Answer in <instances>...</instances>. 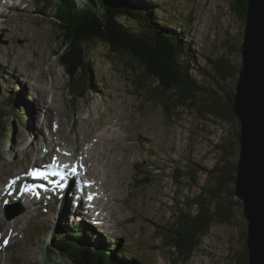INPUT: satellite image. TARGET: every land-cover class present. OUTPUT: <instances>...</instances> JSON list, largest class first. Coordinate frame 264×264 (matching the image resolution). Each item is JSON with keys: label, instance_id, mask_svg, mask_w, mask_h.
<instances>
[{"label": "rangeland", "instance_id": "rangeland-1", "mask_svg": "<svg viewBox=\"0 0 264 264\" xmlns=\"http://www.w3.org/2000/svg\"><path fill=\"white\" fill-rule=\"evenodd\" d=\"M148 2L164 27L173 34H180L182 30L184 32L182 38L192 43L196 64L192 63L191 68L197 70L195 68L200 67L210 74L190 72L197 85L204 90L202 93H196L186 106L174 110V116L170 119L166 117L160 100L155 99L158 93H163L164 87L160 86L161 82L146 79L138 66L135 72L125 67L123 58L113 59L117 64L112 65L107 57L108 48L101 43L95 44L93 50L89 49L87 52L86 57H90L91 62L89 72L87 74L78 72L77 75L78 82L81 85L85 83L88 89L83 92L78 90L82 95L76 90H71V84L74 83L69 81L62 65L64 63L60 59L65 50L63 38L53 26L56 21H51L55 20L52 17L54 11L51 14L39 15L31 0L23 2L0 0V110L8 107V110L14 111L19 107L18 114L21 116L15 118V115H8L9 117L2 120L8 124L9 129L0 135V169H9L12 162L17 163L14 171L23 169L25 165L27 168L29 163H36L41 159L42 153H45L44 138L50 131L56 133L60 127L56 121L48 126V119L41 112L43 109L41 102L32 98L31 87L46 85L48 88V84L56 80L58 84L54 83L52 87L57 88L54 92L57 94V106L62 112L60 143L64 148H68V151L72 149L70 142L76 144L80 134L91 135L95 128H99L100 133L103 132V127L98 124L100 120L97 110H113L116 115H122L120 121L126 123H123L124 131L130 135V139L122 140V145L125 146L115 159L117 178L112 179L117 191H120V197L116 201L102 203L100 211H97L108 217L106 221L110 223L106 225L110 226V230L97 229L93 222L90 223L95 227L88 224L106 240L110 242L115 240L123 246L125 264L131 259L141 264H242L237 258L246 248L244 234L247 233V222L243 216L242 204L234 208L230 222H215L211 226L189 261H183L170 245L169 239L164 235L159 236L155 230L157 226L169 224V221L172 223L176 209L183 207L181 203L202 192V187L207 186V176L219 160L221 154L219 146L234 140L235 133L239 132L240 125L237 120L215 117L201 110V107L209 102L211 92L221 98L220 102L225 99L226 91L234 94L238 73L231 77L227 76L228 79H222L218 77L214 68L217 62L223 61L233 70L240 69V49L245 20L234 8L232 0H148ZM84 3L81 0L76 1L81 8ZM124 23L133 26L130 22ZM137 75L144 83V90L147 89L148 92L150 88V96L153 97L151 100L146 99V92L136 93L137 89L133 84L137 82ZM31 78L35 79V82ZM216 80L220 82L222 89L215 84ZM15 93L14 100H10ZM7 98L10 105L4 106ZM31 98L39 108H42L40 113H35L36 117L35 114H31L32 111L35 112L32 110ZM191 103L194 105L190 107ZM89 115L96 118L95 121L92 120L89 125L84 124ZM105 115L101 114L102 118H105ZM31 117L34 118L31 120ZM78 119L80 126L83 123L81 131L75 129ZM35 125L38 128L33 131L31 127ZM62 133L67 140L63 138ZM108 140L105 139L103 144L109 145ZM81 148L85 150L87 147L82 145ZM22 149L26 152L32 150L35 155L40 150L41 154L38 158L35 157L36 161H33L31 156L29 163L21 164ZM55 152L56 148L51 151L52 159ZM74 155L79 158L81 153L79 151ZM55 156L60 159V156ZM237 158L238 155L235 162ZM147 178V183L144 184L143 179ZM176 179L182 183L176 184ZM7 182L9 183V180ZM103 187L106 188L104 185ZM0 189L3 190L1 187ZM104 195L112 198L113 193ZM98 201L100 203V199ZM93 202L97 204V200ZM67 203L72 206L78 217L80 214L73 202L69 200ZM81 205H84L82 201ZM38 207L44 211L42 205ZM46 207L47 204L44 208ZM55 210L48 208V215L42 216L46 224H52V228ZM1 212L0 210V216L3 217ZM23 215L24 218L32 217L31 213ZM58 216L59 214L56 217ZM45 223H41V219L35 221L28 234H24V240L20 231H25L20 228L18 236L22 240V245L18 244L19 240L10 238L11 232L4 233L3 235L10 238L11 244L19 245V248H16L19 252L0 253V264H39L36 260L37 249L39 251L45 248L47 238L59 229L58 227L51 230L50 227L52 234L46 236L44 234L49 233V229ZM41 225L45 226V231L47 230L45 233H42L41 229L44 227ZM4 246L5 243L0 241V252ZM51 264L71 263L56 255Z\"/></svg>", "mask_w": 264, "mask_h": 264}, {"label": "trees", "instance_id": "trees-1", "mask_svg": "<svg viewBox=\"0 0 264 264\" xmlns=\"http://www.w3.org/2000/svg\"><path fill=\"white\" fill-rule=\"evenodd\" d=\"M81 2H85L82 8L75 0H62L60 8L55 10L57 21L53 25L59 31L58 35L63 38L65 50L60 59L64 63L62 65L69 81L74 83L71 84L72 90L86 87L85 83H82V87L79 86L78 72L84 74L89 72L91 62L90 57H86L87 52L89 49L93 50L95 44L103 43L108 47L107 57L112 65L117 64L113 59L123 58L125 67L135 72L138 66L146 79L161 82L160 86L164 87L163 93H158L155 99L160 100L168 119L174 116V110L186 106L196 93H202L204 89L197 85L190 72L210 74L200 67L195 68L197 70L191 68L192 63L196 64V58L194 49L191 48L192 43L182 38L184 33L173 34L154 16L149 7H143L142 10L134 4V0H81ZM232 2L237 5L239 14L245 20L247 0ZM124 21L130 22L133 26H128ZM215 65L214 70L222 79H228L227 76L231 77L239 72V68L233 70L223 61ZM136 81L133 84L137 89L136 93L146 92V99L151 100L153 97L150 96V88L148 92L147 89L144 90L145 86L139 75ZM215 84L222 89L219 81ZM159 90L162 91L160 88ZM224 94L225 99L220 102L221 98L211 92L209 102H206L201 110L221 119L235 121L237 119L232 113L234 94L230 91ZM193 105L194 103L189 104L190 107ZM3 118H6V115L0 112L1 136L4 130L7 131L8 125L2 121ZM237 136L238 132L235 133L234 140L219 146L221 151L219 160L207 176V186L202 187V192L181 203L183 207L176 209L172 223L169 221V224L157 226L155 230L159 236L164 235L169 239L170 245L183 261L190 260L201 239L215 222H230L232 211L240 205L233 200L235 158L239 151ZM147 180L148 178L143 179V183L146 184ZM175 183L182 182L176 179ZM78 235L83 236L80 233ZM53 246L51 248L53 252L50 251L49 256L51 259H55V252L71 264H122L117 252L107 256V253L100 249L96 250L86 244L83 246L64 236ZM237 258L239 263L247 264V249L245 248L243 254Z\"/></svg>", "mask_w": 264, "mask_h": 264}, {"label": "bare ground", "instance_id": "bare-ground-1", "mask_svg": "<svg viewBox=\"0 0 264 264\" xmlns=\"http://www.w3.org/2000/svg\"><path fill=\"white\" fill-rule=\"evenodd\" d=\"M10 77V76H9ZM33 79V78H31ZM30 79V80H31ZM35 79H33L34 81ZM37 81V80H36ZM35 82V81H34ZM54 83L58 84V81L55 80ZM53 82H50L48 84V88H46L44 86H39V87H31V93H33L32 98H36L37 100H39L43 106L42 108H39L36 103L34 102V100L31 98L32 100V110H35V112H31V114H35V113H40L41 112L44 113L45 118H47L48 120V126L53 122L56 121L59 125L58 127H60L56 133H52V131H50L46 137L43 140V144L46 145L47 150H48V154L45 158H49L52 159V155H51V151L53 152L55 150V148H59V147H64V145H62L60 143V141L62 140V136H61V120H60V115H62V112L60 110V108H58V102H57V94L54 92L57 88L52 87L53 85H55ZM32 85V84H31ZM34 91V92H33ZM35 93V94H34ZM16 94V93H15ZM14 95V94H13ZM26 95V94H25ZM32 95V94H31ZM28 98V97H27ZM22 104V103H21ZM97 114L99 117L100 122H98L99 120H97L98 124H100L103 127V132L100 133L99 132V128H95L92 130V134L89 135L88 133H84L85 134H80L78 136V138L76 139V144H72V142H70V147L72 149H69V153H71L72 156H74V154L78 153L79 151L82 152L81 155H79V158L76 159L73 163H71L72 165H79L80 168L83 170V174L85 175V177L87 178L86 180V184H88L86 191L89 194H86V192L84 190H82V187L79 185L77 186L75 183V185L77 186H72L70 185V187L67 189V191H63V193L65 194L64 198L62 199V201H60L58 198H56L57 196L50 192V191H43L40 190L34 186H32L33 184H40V182L44 181V184H48V181L51 180V176H49L48 172L46 171V169H44L45 172L40 173V175H38L37 178L33 177V176H26L24 177V186H22L23 188H30L32 190H34L37 194H38V200L42 199V201H46L47 204H51L53 203V201H55L54 205L55 206H50V208H54L56 209L55 211V222L58 220V218L61 215V219H67L66 222L72 221V220H77L78 218H81L80 220H86L89 217V213L85 212V205L89 204L90 206L93 207V211H100V206L102 203L104 202H109V200L112 201H116L118 197H120L119 192L116 189V185L113 184L112 179L114 177H116L115 172L117 169V164H116V158L119 155V152L123 150V147L125 145H122V140H129L130 139V135L126 134L124 131V126L121 118H123L122 115H116L114 113L113 110H109L106 109L105 111H99L97 110ZM92 113V111L90 112ZM101 114H106L105 118H102ZM93 115H95L93 113ZM77 116V115H76ZM34 117H36V114L34 115ZM31 117V120L32 118ZM79 117V116H78ZM88 117V116H87ZM96 117V115H95ZM96 118L92 117L89 115V118L87 119V121L83 122L85 123H89L92 122V120H94ZM98 119V118H97ZM30 120V121H31ZM95 121V120H94ZM82 123V125H83ZM94 123V122H93ZM91 124V123H90ZM126 124V123H124ZM80 126V121L78 119L77 121V125L76 128L78 131H81V127ZM99 125V127H100ZM98 126V125H97ZM87 127V126H86ZM33 128V131L36 130L38 127L35 125L33 127H31V129ZM93 128V127H92ZM85 129V128H84ZM76 130V131H77ZM91 133V131H90ZM59 134V136H58ZM63 135V133H62ZM63 138H65V136L63 135ZM105 139H109L108 140V144L109 145H104L103 141ZM67 140V139H66ZM65 141H62V143ZM66 143V142H65ZM66 145V144H65ZM68 145V147H69ZM82 145H85V147H87L85 150L82 149ZM23 150V156L21 158V164L26 163V162H30L31 156L32 154L29 152V154ZM22 155V153H21ZM33 157V156H32ZM45 158H43L42 160H44ZM59 159V157H58ZM17 163H10V167L9 169H0V186L6 187L4 186L7 179L6 178H12V176H14V174H16V170L14 171L15 167H16ZM25 165V164H24ZM3 167V166H2ZM21 167V166H20ZM26 167V165L22 168H20L19 171V176L21 174L24 173V168ZM1 168V167H0ZM51 170L52 169H48ZM31 173H29L30 175ZM82 174V172H81ZM101 174H103L102 176H100ZM45 178L47 180H43L42 178ZM117 178V177H116ZM70 178H66V180H69ZM76 179L79 180V182L82 183L81 179H80V175L79 177H77ZM75 181V178L72 177V182ZM51 182V181H50ZM61 180H58V183L60 184ZM8 183V182H7ZM11 187L6 188V192L11 191L13 193H16V188L15 187V183L11 184ZM103 185L106 187L104 188ZM9 186V185H7ZM46 186V185H43ZM110 187L113 189H110ZM43 191V192H42ZM109 192H112V198H107L104 194H109ZM12 194V193H10ZM89 196L92 197V199H89ZM104 197V199H103ZM86 199L84 201V199ZM3 199V198H0ZM98 199H100V203L98 201ZM27 200L29 201L27 203V213H29V211H37L38 214L40 216H47L48 212L46 211H42V210H38L35 207L39 208L38 206H36V201L34 202L30 195L29 198H27ZM71 200L73 202V204L76 207L77 212L80 214L78 217H76L72 206H70L67 201ZM93 200H97V204H94ZM81 201L84 204L83 206L81 205ZM39 205H42V203L40 202V200L38 201ZM106 205V204H105ZM69 206V207H67ZM67 207V208H66ZM107 208V207H105ZM41 209V208H39ZM59 210H63L62 213ZM69 210L71 211V215H69ZM109 210V209H107ZM66 211L68 213V215H64L63 212ZM105 211V210H103ZM47 214V215H45ZM51 214V213H50ZM57 214H59L58 218L56 217ZM26 215V214H25ZM31 216H33V213H31ZM85 217V218H84ZM99 218H101V221H104L106 223H110V221H106V217L105 214L101 215L99 212ZM24 222V223H21ZM34 223V218L32 217H28L24 215L19 216L17 218L14 219V221H6L0 218V233H7V232H11V239H15L16 241H18V244L20 245L22 240L19 239L18 236V232L20 231L19 229L21 228L23 231H27ZM21 225V226H20ZM25 225V226H24ZM108 225V224H107ZM74 226V225H72ZM106 226V225H105ZM108 230H110V226L108 225ZM10 241V238L7 237ZM22 245V244H21Z\"/></svg>", "mask_w": 264, "mask_h": 264}, {"label": "water", "instance_id": "water-1", "mask_svg": "<svg viewBox=\"0 0 264 264\" xmlns=\"http://www.w3.org/2000/svg\"><path fill=\"white\" fill-rule=\"evenodd\" d=\"M240 53L232 100L240 125L233 200L247 222V264H264V0H247Z\"/></svg>", "mask_w": 264, "mask_h": 264}, {"label": "snow or ice", "instance_id": "snow-or-ice-1", "mask_svg": "<svg viewBox=\"0 0 264 264\" xmlns=\"http://www.w3.org/2000/svg\"><path fill=\"white\" fill-rule=\"evenodd\" d=\"M67 165H64L62 167H58L55 158H53V163L51 165V168L53 169V175H56L60 178V180H64L66 178V173L63 171L64 168H67ZM71 174H76V166H73L71 169ZM32 175H40L38 172H33ZM62 186V185H61ZM27 191H32V189H27ZM89 199H92L91 196H89ZM5 244H7V241H4Z\"/></svg>", "mask_w": 264, "mask_h": 264}, {"label": "flooded vegetation", "instance_id": "flooded-vegetation-1", "mask_svg": "<svg viewBox=\"0 0 264 264\" xmlns=\"http://www.w3.org/2000/svg\"><path fill=\"white\" fill-rule=\"evenodd\" d=\"M234 6H235V8H236V9H237V11H238L239 9H238L237 5H234Z\"/></svg>", "mask_w": 264, "mask_h": 264}]
</instances>
